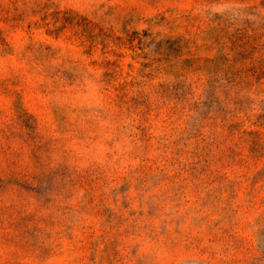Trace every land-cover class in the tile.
Here are the masks:
<instances>
[{
    "label": "rangeland",
    "instance_id": "1",
    "mask_svg": "<svg viewBox=\"0 0 264 264\" xmlns=\"http://www.w3.org/2000/svg\"><path fill=\"white\" fill-rule=\"evenodd\" d=\"M0 264H264V0H0Z\"/></svg>",
    "mask_w": 264,
    "mask_h": 264
}]
</instances>
